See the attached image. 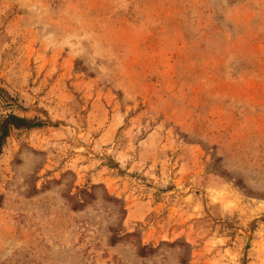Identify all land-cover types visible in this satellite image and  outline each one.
<instances>
[{
    "label": "rangeland",
    "instance_id": "1",
    "mask_svg": "<svg viewBox=\"0 0 264 264\" xmlns=\"http://www.w3.org/2000/svg\"><path fill=\"white\" fill-rule=\"evenodd\" d=\"M0 264H264V0H0Z\"/></svg>",
    "mask_w": 264,
    "mask_h": 264
},
{
    "label": "trees",
    "instance_id": "2",
    "mask_svg": "<svg viewBox=\"0 0 264 264\" xmlns=\"http://www.w3.org/2000/svg\"><path fill=\"white\" fill-rule=\"evenodd\" d=\"M40 121H33L27 117H21L13 113H8L1 117L0 119V147L4 138L8 135V132L13 126H21L26 128H32L39 126Z\"/></svg>",
    "mask_w": 264,
    "mask_h": 264
}]
</instances>
